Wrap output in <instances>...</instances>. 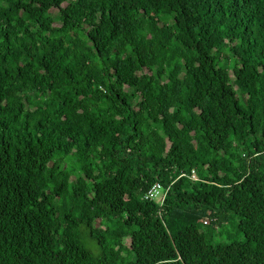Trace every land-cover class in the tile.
Wrapping results in <instances>:
<instances>
[{
	"label": "trees",
	"instance_id": "trees-1",
	"mask_svg": "<svg viewBox=\"0 0 264 264\" xmlns=\"http://www.w3.org/2000/svg\"><path fill=\"white\" fill-rule=\"evenodd\" d=\"M0 264H264V0H0Z\"/></svg>",
	"mask_w": 264,
	"mask_h": 264
},
{
	"label": "built area",
	"instance_id": "built-area-1",
	"mask_svg": "<svg viewBox=\"0 0 264 264\" xmlns=\"http://www.w3.org/2000/svg\"><path fill=\"white\" fill-rule=\"evenodd\" d=\"M193 177V175H192ZM160 192V185L158 183H155L148 191L146 194V197H155L158 193Z\"/></svg>",
	"mask_w": 264,
	"mask_h": 264
}]
</instances>
